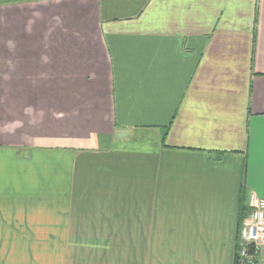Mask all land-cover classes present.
Returning a JSON list of instances; mask_svg holds the SVG:
<instances>
[{"label": "crops", "instance_id": "0c3cea01", "mask_svg": "<svg viewBox=\"0 0 264 264\" xmlns=\"http://www.w3.org/2000/svg\"><path fill=\"white\" fill-rule=\"evenodd\" d=\"M250 197L264 0H0V264H234Z\"/></svg>", "mask_w": 264, "mask_h": 264}, {"label": "built area", "instance_id": "2783aa9c", "mask_svg": "<svg viewBox=\"0 0 264 264\" xmlns=\"http://www.w3.org/2000/svg\"><path fill=\"white\" fill-rule=\"evenodd\" d=\"M239 227V264H264V200L250 197Z\"/></svg>", "mask_w": 264, "mask_h": 264}, {"label": "rangeland", "instance_id": "374dc122", "mask_svg": "<svg viewBox=\"0 0 264 264\" xmlns=\"http://www.w3.org/2000/svg\"><path fill=\"white\" fill-rule=\"evenodd\" d=\"M74 242L70 239L62 240L63 253L59 264H92L93 259L101 261L102 264H117V260L124 253L120 248L121 241L117 240L80 241L78 247L81 254L72 251L76 248Z\"/></svg>", "mask_w": 264, "mask_h": 264}, {"label": "trees", "instance_id": "16d2710c", "mask_svg": "<svg viewBox=\"0 0 264 264\" xmlns=\"http://www.w3.org/2000/svg\"><path fill=\"white\" fill-rule=\"evenodd\" d=\"M242 200H243V198L240 199V207H239V213H238V223H239V226L241 225V222L245 218L246 214L248 213L247 204H243V201ZM234 264H239V259H238L237 251L235 252Z\"/></svg>", "mask_w": 264, "mask_h": 264}]
</instances>
